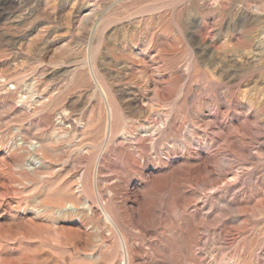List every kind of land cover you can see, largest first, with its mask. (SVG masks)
<instances>
[{
    "label": "rangeland",
    "instance_id": "1",
    "mask_svg": "<svg viewBox=\"0 0 264 264\" xmlns=\"http://www.w3.org/2000/svg\"><path fill=\"white\" fill-rule=\"evenodd\" d=\"M124 261L264 264V0H0V264Z\"/></svg>",
    "mask_w": 264,
    "mask_h": 264
},
{
    "label": "bare ground",
    "instance_id": "2",
    "mask_svg": "<svg viewBox=\"0 0 264 264\" xmlns=\"http://www.w3.org/2000/svg\"><path fill=\"white\" fill-rule=\"evenodd\" d=\"M97 84L100 87V91H101V94H102V98H103V100L105 102L106 111H107V122H106V128H105L106 129L105 137H104L105 140H104L103 146L101 147L102 148L101 154L98 155L99 157L96 160V163H95V166H94L95 169L98 168L99 163H100V159H101V155L103 154V152L105 150V147L107 146V143L109 141V138H110V135H111V124H112V109H111V106H110V104L108 102L107 95H106L104 89L101 87V85L98 82H97ZM106 219L113 224V227L116 229V231L119 233V235H121L119 229L116 226V224L113 222V220L111 219V217L108 214H106ZM121 245H122L124 259H125V257L127 256V253H126V250L124 248V243L122 242ZM125 263L126 262L124 261L123 264H125Z\"/></svg>",
    "mask_w": 264,
    "mask_h": 264
}]
</instances>
